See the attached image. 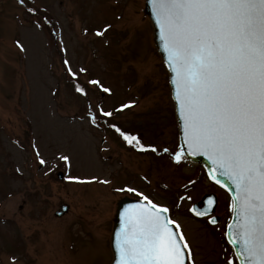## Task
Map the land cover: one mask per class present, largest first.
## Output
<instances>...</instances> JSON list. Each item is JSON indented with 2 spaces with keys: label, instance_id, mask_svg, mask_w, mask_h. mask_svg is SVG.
Listing matches in <instances>:
<instances>
[{
  "label": "rangeland",
  "instance_id": "obj_1",
  "mask_svg": "<svg viewBox=\"0 0 264 264\" xmlns=\"http://www.w3.org/2000/svg\"><path fill=\"white\" fill-rule=\"evenodd\" d=\"M144 4L0 0V264H109L116 203L128 194L115 190L129 186L170 208L192 250L188 264L234 259L224 235L229 195L210 183L201 165L172 158L178 151L175 108ZM92 79L110 93L88 84ZM122 104L132 107L115 112ZM101 107L114 115L101 117ZM112 124L157 152L138 151ZM208 193L217 197L214 225L211 215L190 211ZM63 204L67 210L56 216Z\"/></svg>",
  "mask_w": 264,
  "mask_h": 264
},
{
  "label": "snow or ice",
  "instance_id": "obj_2",
  "mask_svg": "<svg viewBox=\"0 0 264 264\" xmlns=\"http://www.w3.org/2000/svg\"><path fill=\"white\" fill-rule=\"evenodd\" d=\"M18 2L23 6L25 0ZM149 2L171 73L183 133V143L172 158L180 164L187 155L204 156L211 164L209 179L221 187L226 185L219 177L230 181L227 190L232 215L224 235L236 251L234 259H227L225 264H235L236 260L240 264H264V0ZM64 64L76 79L70 61L65 59ZM88 84L110 93L99 80H89ZM75 91L87 96L80 84ZM130 107L122 104L114 111ZM99 115L110 118L114 112L101 107ZM90 118L95 125L97 117L91 111ZM110 127L129 145L135 142L138 151L157 152V148L146 147L138 137L115 124ZM163 151L170 150L165 147ZM36 156L41 165L47 163L38 150ZM59 159L69 162L67 155ZM68 179L81 184L110 183L95 177ZM115 191L139 197L119 213L120 227L114 235L115 264H187L192 260L181 225L169 215L168 206L154 202L134 187ZM214 203L209 199V205ZM190 211L203 217L211 207L202 211L193 207ZM208 222L216 224V217Z\"/></svg>",
  "mask_w": 264,
  "mask_h": 264
},
{
  "label": "water",
  "instance_id": "obj_3",
  "mask_svg": "<svg viewBox=\"0 0 264 264\" xmlns=\"http://www.w3.org/2000/svg\"><path fill=\"white\" fill-rule=\"evenodd\" d=\"M144 13L145 15H147L152 23V26H153V35H154V44L158 50V52L160 53L164 63L166 64V60H165V53L163 51V48H162V45H161V42H160V39H159V29L157 28L156 26V23H155V20L152 16V9H151V5H150V2L149 0H146L145 1V7H144ZM170 73V72H169ZM171 73H170V76H169V83H170V86H171V90H172V97H173V88H172V85H171ZM174 100V98H173ZM175 102V100H174ZM175 110H176V116H177V121H178V124H179V142H180V146L182 145L183 143V133H182V130H181V126H180V120H179V114H178V110L176 108V104H175ZM187 158H190L192 161L194 162H198L200 164H202L206 169L207 171L209 170V168L211 167V164L210 162L206 159V157L204 156H192V155H187L186 156ZM221 182L223 184L226 185V189L230 188L231 187V184H230V181L227 180L226 177H221L220 178ZM209 199L213 200L215 203L214 205H209L208 204V201ZM137 201L135 200H131L127 197H123L121 198L118 202H117V206H116V213H115V218H114V224H113V231H112V236H111V248H112V251H113V261L111 262V264H115V247H114V235H115V232L117 230H119V227H120V219H119V213L125 208L127 207L128 205L130 204H134L136 203ZM201 203L203 204V206L201 208L198 207L199 204H195L194 207L197 209V210H204L206 208H209L211 207V212L214 211L215 209V206H216V198L214 195L212 194H209V195H206L203 197ZM210 212V213H211ZM235 248V247H234ZM235 251H236V248H235ZM240 263V262H239Z\"/></svg>",
  "mask_w": 264,
  "mask_h": 264
},
{
  "label": "bare ground",
  "instance_id": "obj_4",
  "mask_svg": "<svg viewBox=\"0 0 264 264\" xmlns=\"http://www.w3.org/2000/svg\"><path fill=\"white\" fill-rule=\"evenodd\" d=\"M52 258V257H51Z\"/></svg>",
  "mask_w": 264,
  "mask_h": 264
}]
</instances>
